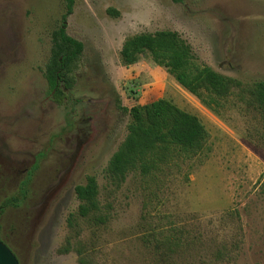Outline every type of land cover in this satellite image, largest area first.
I'll return each instance as SVG.
<instances>
[{
  "label": "rangeland",
  "instance_id": "1",
  "mask_svg": "<svg viewBox=\"0 0 264 264\" xmlns=\"http://www.w3.org/2000/svg\"><path fill=\"white\" fill-rule=\"evenodd\" d=\"M74 1L67 30L85 50L70 99L57 104L42 67L65 0H0V205L20 200L0 216L2 240L20 264H79L74 247L59 250L75 236V187L95 175L110 221L83 222L73 239L95 264H264V113L248 94L264 80V0ZM165 29L241 82L220 113L151 58L124 65L128 36ZM161 97L201 119L206 148L112 185L106 168L130 121L118 102Z\"/></svg>",
  "mask_w": 264,
  "mask_h": 264
},
{
  "label": "trees",
  "instance_id": "2",
  "mask_svg": "<svg viewBox=\"0 0 264 264\" xmlns=\"http://www.w3.org/2000/svg\"><path fill=\"white\" fill-rule=\"evenodd\" d=\"M172 1L181 3L185 0ZM74 3V0H65L60 23L51 32L50 56L42 67L48 83V96L57 104L70 99L85 50L84 42L67 30ZM145 56L165 68L182 87L216 113L226 107L235 89L241 86L236 78L200 62L192 46L175 30L141 32L125 39L121 49L124 65L131 66ZM248 91L255 106L264 113V80L253 84ZM117 107L130 115V121L125 140L106 168L109 182L116 187H120L132 171L141 170L144 174H150L175 159L190 158L206 148L209 132L201 119L180 108L171 99L161 97L131 108L119 101ZM75 191L79 206L68 217V225L75 236H70L59 251L68 253L74 247L79 254V264H95L82 243L77 248L73 239L80 236L83 222L98 226L108 223L111 204H103L95 175H89L86 183L78 184ZM19 203V198L8 199L0 205V216L7 207L18 206ZM170 245V251L174 252L176 248ZM174 245L177 247L178 244Z\"/></svg>",
  "mask_w": 264,
  "mask_h": 264
},
{
  "label": "water",
  "instance_id": "3",
  "mask_svg": "<svg viewBox=\"0 0 264 264\" xmlns=\"http://www.w3.org/2000/svg\"><path fill=\"white\" fill-rule=\"evenodd\" d=\"M0 264H20L16 253L2 240L0 233Z\"/></svg>",
  "mask_w": 264,
  "mask_h": 264
},
{
  "label": "flooded vegetation",
  "instance_id": "4",
  "mask_svg": "<svg viewBox=\"0 0 264 264\" xmlns=\"http://www.w3.org/2000/svg\"><path fill=\"white\" fill-rule=\"evenodd\" d=\"M51 99V98H50ZM1 229V228H0Z\"/></svg>",
  "mask_w": 264,
  "mask_h": 264
}]
</instances>
